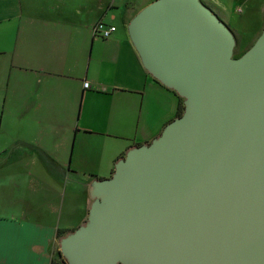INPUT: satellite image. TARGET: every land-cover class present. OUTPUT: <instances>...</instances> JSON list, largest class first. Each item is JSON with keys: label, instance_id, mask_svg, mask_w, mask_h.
I'll return each mask as SVG.
<instances>
[{"label": "water", "instance_id": "water-1", "mask_svg": "<svg viewBox=\"0 0 264 264\" xmlns=\"http://www.w3.org/2000/svg\"><path fill=\"white\" fill-rule=\"evenodd\" d=\"M200 0H157L128 36L184 112L130 149L59 242L67 264H264V26L235 39Z\"/></svg>", "mask_w": 264, "mask_h": 264}, {"label": "crops", "instance_id": "crops-1", "mask_svg": "<svg viewBox=\"0 0 264 264\" xmlns=\"http://www.w3.org/2000/svg\"><path fill=\"white\" fill-rule=\"evenodd\" d=\"M153 1L0 0V264H63L58 235L88 218L95 182L177 118L127 33ZM200 1L235 48L260 35L264 0Z\"/></svg>", "mask_w": 264, "mask_h": 264}, {"label": "rangeland", "instance_id": "rangeland-1", "mask_svg": "<svg viewBox=\"0 0 264 264\" xmlns=\"http://www.w3.org/2000/svg\"><path fill=\"white\" fill-rule=\"evenodd\" d=\"M263 26H262V29H263ZM262 29H261V32H262ZM240 35H244L246 38L237 40L239 41V45L237 44L238 46H236V48L233 50V59L239 58L245 51H248L253 46L254 42L259 36V35L253 36V35H248V34H240ZM181 100H182V109H183L182 111H184L183 99Z\"/></svg>", "mask_w": 264, "mask_h": 264}, {"label": "built area", "instance_id": "built-area-1", "mask_svg": "<svg viewBox=\"0 0 264 264\" xmlns=\"http://www.w3.org/2000/svg\"><path fill=\"white\" fill-rule=\"evenodd\" d=\"M116 31L115 26H109L103 21H97L93 28V35L102 39H108ZM84 87H88V83H83Z\"/></svg>", "mask_w": 264, "mask_h": 264}, {"label": "trees", "instance_id": "trees-1", "mask_svg": "<svg viewBox=\"0 0 264 264\" xmlns=\"http://www.w3.org/2000/svg\"><path fill=\"white\" fill-rule=\"evenodd\" d=\"M173 92H175V91H173ZM176 93V92H175ZM177 94V93H176ZM178 95V94H177ZM178 98H179V108H178V112H177V117H179V116H181V114H182V112H184V111H182L183 109H182V98L181 97H179V95H178ZM184 105V104H183ZM61 234V233H60ZM60 234L58 235L59 236V242H60V240L63 238L62 236H60ZM60 257H61V254H60ZM64 260V259H63ZM52 264H59V263H56V262H54V261H52ZM63 264H67L65 261H64V263Z\"/></svg>", "mask_w": 264, "mask_h": 264}]
</instances>
